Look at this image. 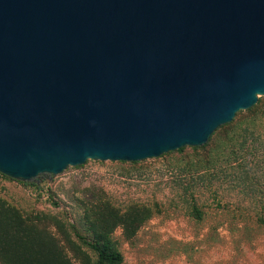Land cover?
I'll list each match as a JSON object with an SVG mask.
<instances>
[{"label":"water","instance_id":"water-1","mask_svg":"<svg viewBox=\"0 0 264 264\" xmlns=\"http://www.w3.org/2000/svg\"><path fill=\"white\" fill-rule=\"evenodd\" d=\"M264 97V0H0V174L201 147Z\"/></svg>","mask_w":264,"mask_h":264},{"label":"rangeland","instance_id":"rangeland-1","mask_svg":"<svg viewBox=\"0 0 264 264\" xmlns=\"http://www.w3.org/2000/svg\"><path fill=\"white\" fill-rule=\"evenodd\" d=\"M237 121L235 127L219 131L218 147L210 154L186 147L184 152L139 162L88 160L33 182L0 174V198L25 215L41 213L58 219L71 234L74 228L91 234L86 210L95 204L108 203L121 213L131 207L147 210L150 218L134 236L127 237L122 227L111 236L124 257L123 264H264V222L254 214L242 216L236 208L208 209L202 220L190 214L194 198L199 204L204 202L206 188L219 185L220 180H234L230 172L238 157L230 156L228 141L234 144V152L248 161L247 167L261 164V172L254 175L264 182V115L256 119L244 111ZM255 152L258 155L250 162ZM227 199L237 201L238 197L233 192ZM245 203L254 205L249 200ZM47 226L73 263L81 264L54 222ZM84 249L95 260V255Z\"/></svg>","mask_w":264,"mask_h":264},{"label":"trees","instance_id":"trees-1","mask_svg":"<svg viewBox=\"0 0 264 264\" xmlns=\"http://www.w3.org/2000/svg\"><path fill=\"white\" fill-rule=\"evenodd\" d=\"M262 98L264 97H260L258 103L246 111L255 115L256 119L257 116L264 115V104L261 105ZM243 113L244 111H240L233 122L215 131L207 144L192 149L205 150V154H210L218 147L215 140L219 138L217 137L219 131L229 126L235 127L239 123L237 117ZM251 135L255 136V133ZM257 138L253 137V139ZM227 143V150L232 149L230 156L232 154L235 158L238 157L230 172L235 175L234 180H220L219 185L214 187L212 184L209 189L206 188L204 202L199 204L194 198L190 214L197 220H202L208 209L230 211L236 208L240 211V215L254 214L258 221L264 222V182L254 175L261 168V164L255 163L254 166L247 167L245 162L247 160L239 157L238 151L234 152V144L231 146L229 141ZM184 151L185 148L177 150V152ZM257 155L256 152L253 153L249 161H253ZM237 170H242V172L238 173ZM221 172L226 175V170L221 169ZM233 192L238 197L237 201L227 199ZM247 200L253 202L254 205L245 203ZM86 217L90 222L91 234H81L75 228L71 234L58 219L41 213L25 215L0 198V264H74L66 248L47 226L51 221L62 234L68 247L80 259L81 264H123L124 257L113 242L112 234L117 228L122 227L124 234L132 237L150 218V215L147 210L138 207H131L129 211L121 213L118 208L108 203H101L88 208ZM84 247L95 255V260Z\"/></svg>","mask_w":264,"mask_h":264}]
</instances>
